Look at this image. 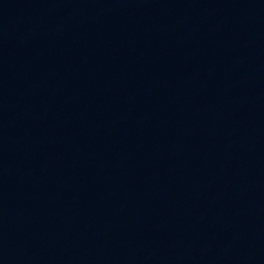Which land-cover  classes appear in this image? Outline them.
Listing matches in <instances>:
<instances>
[{
  "label": "water",
  "instance_id": "water-1",
  "mask_svg": "<svg viewBox=\"0 0 264 264\" xmlns=\"http://www.w3.org/2000/svg\"><path fill=\"white\" fill-rule=\"evenodd\" d=\"M0 264H264V0H0Z\"/></svg>",
  "mask_w": 264,
  "mask_h": 264
}]
</instances>
